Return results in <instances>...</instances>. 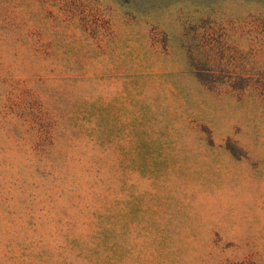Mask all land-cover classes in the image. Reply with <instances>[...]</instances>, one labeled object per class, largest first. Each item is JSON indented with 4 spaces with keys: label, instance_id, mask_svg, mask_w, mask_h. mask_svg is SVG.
Segmentation results:
<instances>
[{
    "label": "rangeland",
    "instance_id": "1",
    "mask_svg": "<svg viewBox=\"0 0 264 264\" xmlns=\"http://www.w3.org/2000/svg\"><path fill=\"white\" fill-rule=\"evenodd\" d=\"M0 264H264V0H0Z\"/></svg>",
    "mask_w": 264,
    "mask_h": 264
},
{
    "label": "trees",
    "instance_id": "2",
    "mask_svg": "<svg viewBox=\"0 0 264 264\" xmlns=\"http://www.w3.org/2000/svg\"><path fill=\"white\" fill-rule=\"evenodd\" d=\"M206 50H207V48H206V46L203 44V45L201 46V51H202V53H203V55H202V59H204L205 62L209 63V62H211V60L209 59L208 56L205 55ZM208 61H209V62H208Z\"/></svg>",
    "mask_w": 264,
    "mask_h": 264
}]
</instances>
